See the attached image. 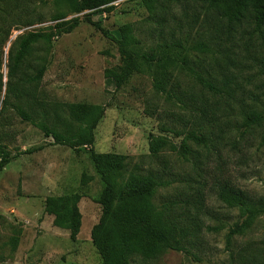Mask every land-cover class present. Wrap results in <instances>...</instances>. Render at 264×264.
Instances as JSON below:
<instances>
[{
  "label": "trees",
  "instance_id": "trees-1",
  "mask_svg": "<svg viewBox=\"0 0 264 264\" xmlns=\"http://www.w3.org/2000/svg\"><path fill=\"white\" fill-rule=\"evenodd\" d=\"M3 1L0 0V11ZM82 1L80 11L100 8L115 0ZM140 1L150 15L122 29L118 38L111 37L99 23L88 21L111 37L120 51L121 64L105 71L116 89L127 86L136 74L147 70L154 91L187 112V121L174 116L172 125L160 126V135L150 134L149 156L136 161L134 156L99 153L94 149L95 130L104 118L103 106L72 103L48 109L34 94L22 92L26 83L38 84L43 78L45 64H40L36 74L25 80L23 63L36 43H52L56 37L53 30L30 32L14 42L2 111L9 106L33 124L36 123L33 115L41 116L38 127L53 144L74 150L89 148L90 160L102 184L97 198L102 215L91 233L101 264H157L168 251L201 261L198 252L206 233L202 228L217 234L226 227V216L220 217L207 203L210 192L225 209L238 210L242 218L231 224L226 234L229 264H264V237L257 242H239L258 228L264 235V197L254 196L228 180L211 181L202 161L221 152L225 135L234 128L243 127L244 132L264 128V92L247 90L241 84V71L235 74L233 70L242 63L237 64L229 57L228 45L238 31L247 32L250 37L264 36V0ZM78 24L74 20L66 32L73 31ZM139 24L145 31L141 32ZM138 32L146 33L147 39L136 35ZM1 36L4 34L0 33ZM8 37L6 33L4 43ZM261 47L264 48V38ZM247 52L246 60L256 61L248 49ZM208 57L213 65L206 76L204 65ZM257 64L258 74L264 76V58ZM11 97L18 98L24 106L10 102ZM247 98L252 102L247 103ZM149 114L154 116L150 110ZM231 114L241 118L240 126L225 131L219 122ZM4 126L0 120V173L17 156L8 149L5 139L9 136L1 132ZM172 137H181L179 144ZM262 137L264 141V132ZM237 143L233 141L232 147ZM41 149L43 146L21 153ZM168 154L182 158L185 164L182 173L170 166ZM146 158L151 160L148 167L144 165ZM93 179L83 174L86 184ZM67 201L64 196L49 198L47 211L55 216L57 226L71 229L75 236L80 216L75 208H66ZM207 220L214 224L207 225Z\"/></svg>",
  "mask_w": 264,
  "mask_h": 264
},
{
  "label": "rangeland",
  "instance_id": "rangeland-1",
  "mask_svg": "<svg viewBox=\"0 0 264 264\" xmlns=\"http://www.w3.org/2000/svg\"><path fill=\"white\" fill-rule=\"evenodd\" d=\"M2 4L0 33L4 36L9 33V37L5 43L4 36L0 38V120L5 124L1 132L8 134L5 142L17 156L0 173V264H101L102 258L93 244L91 233L102 215L97 202L102 184L90 160V150L53 144V140L46 138L38 127L41 116L33 115L36 120L33 124L9 106L2 111L10 80V51L22 35L55 31L56 37L51 44L36 43L25 59V80L36 74L40 64L46 65V72L38 84L26 83L22 92L34 94L48 109L72 103L103 106L104 118L95 130L94 149L99 153L134 156L140 161L141 156L150 155V134L160 135V126L172 125L174 116L188 120L187 112L179 104L166 101L165 95L154 91L147 70L136 74L127 86L120 89H116L113 81L106 77V69L121 64L120 51L111 37L118 38L122 29L140 23L150 14L140 0H115L100 8L81 11L82 0H4ZM89 19L99 23L111 37ZM74 20L79 21L78 26L66 32ZM138 26L142 27L141 32L145 31L142 24ZM141 32L136 35L145 41L146 33ZM263 38L261 34L250 37L247 32L238 31L228 43L229 57L237 64L242 63L233 73L241 71V84L247 90H257V93L264 92V76L258 74L257 64L264 58ZM247 49L256 61L246 60ZM201 59L204 58L201 56ZM212 65L211 57L206 58V76H209ZM25 98L28 99V95ZM9 101L24 106L18 98L11 97ZM246 102L252 100L247 98ZM48 112L50 117L51 111ZM235 115L219 122L225 131L240 126L241 118ZM233 130L225 135L219 155L202 159L206 173H210L211 181L218 178L228 180L254 196L264 197V128L248 132H244L243 127ZM173 140L179 144L181 137ZM233 141L239 143L232 147ZM39 146L43 149L31 154L21 153ZM167 158L170 166L182 173L185 169L182 158L176 154H168ZM150 161L146 158L144 165L148 167ZM84 173L93 176V181L86 184ZM78 194L81 196L76 197ZM63 196L68 198L66 208H75L80 216L75 236L71 229L57 226L55 216L47 211L49 198ZM207 203L220 217L226 216V227L217 234L202 228L206 232L203 247L197 251L201 261L196 262L177 251H168L157 264H229L226 234L231 224L242 220L240 212L225 209L213 192L209 193ZM206 224L214 223L207 220ZM263 237L262 229L258 228L240 238L239 242H257Z\"/></svg>",
  "mask_w": 264,
  "mask_h": 264
}]
</instances>
